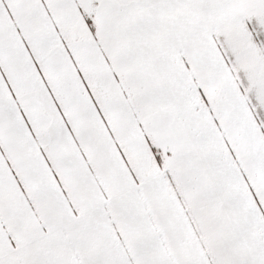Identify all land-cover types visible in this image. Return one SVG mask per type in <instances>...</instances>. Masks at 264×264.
I'll return each mask as SVG.
<instances>
[{"label":"snow or ice","instance_id":"1","mask_svg":"<svg viewBox=\"0 0 264 264\" xmlns=\"http://www.w3.org/2000/svg\"><path fill=\"white\" fill-rule=\"evenodd\" d=\"M0 264H264V0H0Z\"/></svg>","mask_w":264,"mask_h":264}]
</instances>
